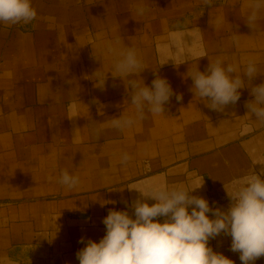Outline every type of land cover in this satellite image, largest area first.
Instances as JSON below:
<instances>
[{
  "label": "crops",
  "instance_id": "obj_1",
  "mask_svg": "<svg viewBox=\"0 0 264 264\" xmlns=\"http://www.w3.org/2000/svg\"><path fill=\"white\" fill-rule=\"evenodd\" d=\"M252 3L32 0L35 20L0 22V264H80L77 252L104 237L110 210L135 218L132 204L145 198L129 189L203 183L190 195L226 211V191L254 172L264 179V122L246 107L250 88L218 112L194 95L188 76L217 59L243 76L255 61L252 83H264V10L252 31L245 23ZM128 49L143 71L114 78ZM157 75L174 92L165 112L145 110L131 127H112L137 116L128 80L151 87ZM64 171L79 178L74 187L59 182ZM231 242L221 232L208 246L243 264ZM249 264H264V256Z\"/></svg>",
  "mask_w": 264,
  "mask_h": 264
},
{
  "label": "clouds",
  "instance_id": "obj_2",
  "mask_svg": "<svg viewBox=\"0 0 264 264\" xmlns=\"http://www.w3.org/2000/svg\"><path fill=\"white\" fill-rule=\"evenodd\" d=\"M213 3L214 0H204L205 6H213ZM249 7L245 23L254 31L264 10V0H253ZM145 11L143 7L138 8L139 14ZM36 18L37 10L32 0H0V22L28 24ZM121 56L115 64L114 78L122 79L143 71L134 49H128ZM238 71L237 65L225 66L217 59L215 63H209L205 72L197 68L188 75L193 81L191 91L195 90L194 95L205 100L208 108L223 112L227 105L239 101V89L248 87L254 99L246 102V107L264 122V83H252L259 75L255 61L248 62L243 76L237 75ZM97 75L102 79V88L106 78ZM127 87L132 90L131 103L137 116L114 119L112 127L120 130L131 127L137 119H144L145 110L152 114L165 112L164 105L174 95L168 81L159 75L151 87L144 83L141 86L133 79L128 80ZM182 99V94H176L177 101ZM130 159L125 153L121 162L126 164ZM59 182L71 188L79 178L64 171ZM202 185L190 191L165 187L149 191L129 189L138 191L145 198L133 202L135 218L127 211L110 210L103 219L104 237L99 242L89 239L77 252L80 264H234L208 246L209 238L221 232L231 236V250L240 253L243 264L264 256V179L254 172L239 182L233 192L226 191L232 201L226 211L210 208L205 198L190 195ZM149 198L156 202L150 205L146 202ZM209 212L214 218L207 215ZM159 217L165 218L164 221L160 222ZM80 242L84 243L83 237Z\"/></svg>",
  "mask_w": 264,
  "mask_h": 264
}]
</instances>
